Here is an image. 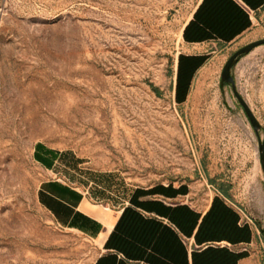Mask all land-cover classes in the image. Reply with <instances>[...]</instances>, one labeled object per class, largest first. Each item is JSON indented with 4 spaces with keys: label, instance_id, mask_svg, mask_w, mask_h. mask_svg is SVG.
<instances>
[{
    "label": "rangeland",
    "instance_id": "374dc122",
    "mask_svg": "<svg viewBox=\"0 0 264 264\" xmlns=\"http://www.w3.org/2000/svg\"><path fill=\"white\" fill-rule=\"evenodd\" d=\"M199 1L0 0V264H94L97 255L38 203L48 174L37 144L75 153L90 180L174 186L199 210L230 186L264 240L259 139L222 78L237 50L264 39V9L239 40L193 45L185 33ZM231 74L264 140V45Z\"/></svg>",
    "mask_w": 264,
    "mask_h": 264
},
{
    "label": "crops",
    "instance_id": "0c3cea01",
    "mask_svg": "<svg viewBox=\"0 0 264 264\" xmlns=\"http://www.w3.org/2000/svg\"><path fill=\"white\" fill-rule=\"evenodd\" d=\"M204 1H199L187 24L195 20ZM213 1L207 0V5ZM233 1L247 13L251 26L230 41L219 37L190 44L228 45L249 32L253 14L264 3ZM251 6L260 7L254 10ZM34 158L48 174L38 188V203L56 226L95 246L94 264H264V240L258 225L242 216L218 187L216 197L231 210L220 205L213 209L214 200L203 210L196 209L178 200L187 193L176 196L174 186L163 192L155 186L130 191L118 178L113 182H107L112 179L109 176L90 180L75 153L45 144L36 145Z\"/></svg>",
    "mask_w": 264,
    "mask_h": 264
},
{
    "label": "trees",
    "instance_id": "16d2710c",
    "mask_svg": "<svg viewBox=\"0 0 264 264\" xmlns=\"http://www.w3.org/2000/svg\"><path fill=\"white\" fill-rule=\"evenodd\" d=\"M257 3H264V0H258ZM259 7L260 6H251V9L256 10L259 9ZM262 9H264V6ZM250 26L251 20L249 16L233 0H214L213 5L210 7L207 5V0H205L196 12L195 20L191 21L187 26L185 35L190 41L197 42L219 37L226 41H230L237 33H241L240 31H242V29H246ZM193 29L196 30V33L190 36L189 31ZM197 60H194L195 64L197 66L201 65L202 61L198 60L196 63ZM210 182L213 185L216 184L215 180H210ZM230 189L231 188L225 184H220L218 186L220 194L228 199H231ZM217 205L222 206L224 210H231L219 197L215 198L213 209Z\"/></svg>",
    "mask_w": 264,
    "mask_h": 264
},
{
    "label": "water",
    "instance_id": "95a60500",
    "mask_svg": "<svg viewBox=\"0 0 264 264\" xmlns=\"http://www.w3.org/2000/svg\"><path fill=\"white\" fill-rule=\"evenodd\" d=\"M261 45H264V39H260V40L251 42V43L241 47L239 50H237L226 62L225 66L223 68V71H222V78H223V81L230 82L232 84L233 90H234L238 100L240 101V104L244 108L247 116L249 117V119L251 121L252 126L255 129L256 135L258 136V139H259V150H260V156H261V159L263 162V169H264V140L261 138L260 133H259L260 123H259L258 119L256 118V116L254 115L252 109L250 108V106L246 102V100L239 94V92L236 88L234 78L231 74L232 67L234 66V64L238 61V59L242 55L250 53L252 50H254L255 48H257Z\"/></svg>",
    "mask_w": 264,
    "mask_h": 264
}]
</instances>
